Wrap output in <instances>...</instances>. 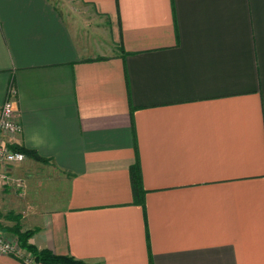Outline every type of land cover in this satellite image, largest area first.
<instances>
[{
    "label": "crops",
    "instance_id": "crops-1",
    "mask_svg": "<svg viewBox=\"0 0 264 264\" xmlns=\"http://www.w3.org/2000/svg\"><path fill=\"white\" fill-rule=\"evenodd\" d=\"M7 99L0 140L39 156L0 163L18 246L15 224L87 264H264V0H0ZM20 251L0 264H41Z\"/></svg>",
    "mask_w": 264,
    "mask_h": 264
},
{
    "label": "trees",
    "instance_id": "trees-1",
    "mask_svg": "<svg viewBox=\"0 0 264 264\" xmlns=\"http://www.w3.org/2000/svg\"><path fill=\"white\" fill-rule=\"evenodd\" d=\"M14 150L22 152L26 156L39 157L34 151H29L24 147H15ZM39 159V158H37ZM133 193L135 202H141L142 185L140 176L137 175V169L133 167L132 174ZM10 232L17 237L20 248L25 252L26 257H31L35 263L41 264H87L82 260L75 259L70 255L56 254L49 249H38L36 246L28 242L29 237L32 235V230H21L18 224H15L10 229ZM24 256V255H23Z\"/></svg>",
    "mask_w": 264,
    "mask_h": 264
},
{
    "label": "built area",
    "instance_id": "built-area-1",
    "mask_svg": "<svg viewBox=\"0 0 264 264\" xmlns=\"http://www.w3.org/2000/svg\"><path fill=\"white\" fill-rule=\"evenodd\" d=\"M21 130L17 112L13 107L11 100L7 99L0 107V133L15 134ZM24 159V154L14 150L0 140V163L10 164L20 162ZM0 253L22 256L19 246L16 242L9 239L0 232Z\"/></svg>",
    "mask_w": 264,
    "mask_h": 264
},
{
    "label": "rangeland",
    "instance_id": "rangeland-1",
    "mask_svg": "<svg viewBox=\"0 0 264 264\" xmlns=\"http://www.w3.org/2000/svg\"><path fill=\"white\" fill-rule=\"evenodd\" d=\"M3 234H5V233L3 232ZM5 236H7V235L5 234Z\"/></svg>",
    "mask_w": 264,
    "mask_h": 264
}]
</instances>
